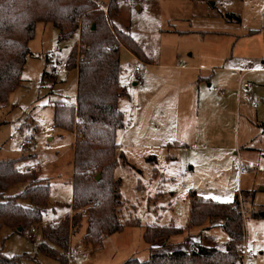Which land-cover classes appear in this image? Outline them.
<instances>
[{
  "label": "rangeland",
  "instance_id": "374dc122",
  "mask_svg": "<svg viewBox=\"0 0 264 264\" xmlns=\"http://www.w3.org/2000/svg\"><path fill=\"white\" fill-rule=\"evenodd\" d=\"M110 2L98 4L112 27L131 36L155 62L135 57L117 39L121 83L129 93L119 104L126 124L118 134L119 158L123 154L127 162L115 171L126 204L119 215L122 221L138 224L106 238L101 250L82 242L87 212L74 226L70 206L75 128H55L54 109L60 102H76L78 70L67 69L59 77H52V70L69 60L75 47L80 59V33L62 42L52 24L41 23L29 45L20 87L0 105V161H19L20 171L28 168V174L46 180L50 203L34 240L28 232L38 224L24 234L5 228L0 251L21 258V264H59L38 251L47 242L43 228L55 219L69 220V252H79L68 264L146 261L155 253L189 251L194 243L225 250L229 237L218 226L186 230L183 236L153 245L144 235L152 224L186 227L193 192L221 203H232L243 193V242L254 253L246 264H264V220L250 213L264 207V0H116L112 15ZM136 67L141 69L138 74ZM193 67L199 71L192 73ZM234 68L253 69L246 79L251 89L243 90L241 97L240 74L229 71ZM27 138L35 145L21 147ZM25 188L13 186L5 196H16ZM188 232L191 237L186 238Z\"/></svg>",
  "mask_w": 264,
  "mask_h": 264
},
{
  "label": "trees",
  "instance_id": "16d2710c",
  "mask_svg": "<svg viewBox=\"0 0 264 264\" xmlns=\"http://www.w3.org/2000/svg\"><path fill=\"white\" fill-rule=\"evenodd\" d=\"M99 0H0V105L20 87L22 74L31 54L30 43L35 39L38 24H52L59 32V41H67L80 33V59L77 47L68 60V69L78 70V95L75 103L60 102L54 109L55 128L83 133L74 146L73 201L74 226L82 214L88 213V228L83 244L101 250L106 238L135 226L136 220L122 221L119 215L126 205L122 181L115 177L117 167L127 164L119 158L118 132L125 128V113L120 109L122 98L129 97L121 83V38L132 53L147 62L151 60L133 38L115 27L100 10ZM111 15L117 11L116 0L109 4ZM241 21L240 17L230 16ZM95 26V30L93 27ZM2 124H0L1 127ZM156 162L155 159H150ZM19 161H0V233L11 229L25 233L33 224L43 221L50 203V186L37 179L34 172L23 173ZM156 169V168H155ZM157 170V169H156ZM101 178L97 180V176ZM25 184L20 194L7 197L13 186ZM186 227L152 224L146 227L145 241L153 245L160 239L180 236L186 230L203 227L213 219H222L223 230L229 237L225 250L206 248L194 243L191 250L178 249L171 253H155L146 261L130 259L122 264H235L237 246L245 240L244 215L241 198L232 203L200 200L193 192ZM252 218L264 220V207L253 209ZM47 242L38 251L68 264L70 248L69 220L60 221L55 228H43ZM0 264H21L19 257H7L0 251Z\"/></svg>",
  "mask_w": 264,
  "mask_h": 264
},
{
  "label": "built area",
  "instance_id": "2783aa9c",
  "mask_svg": "<svg viewBox=\"0 0 264 264\" xmlns=\"http://www.w3.org/2000/svg\"><path fill=\"white\" fill-rule=\"evenodd\" d=\"M103 10L107 11L108 8H103ZM79 40H80V36H79ZM116 48L120 49L119 46H116ZM68 64H69V62H68V60H66V61L62 62L61 64L56 65L52 70V77H59L62 74V72H64L65 70L68 69ZM139 71H140V67H136L135 72L138 73ZM137 79H139V78H137ZM242 87L244 89H248L249 84L244 83L242 85ZM250 103H252V101H250ZM82 137H83V133L80 130L75 129L74 141L76 142L79 139H81ZM34 145H35V143H34V140L32 138H27V139L23 140L21 143V147H23V148L31 147ZM21 171L23 173H29L31 170L24 167L21 169ZM70 213L71 214L73 213L72 209L70 210ZM83 213L85 214L86 212H83ZM59 222H60L59 219L52 220L49 223V226H51V228H55ZM39 229H40V224H38L37 226L31 227V229L28 232V238L30 240H34ZM237 254H238V257L235 261V264H246V262L248 260H250L254 257V253L252 252V250H250L249 246L245 242L238 244ZM78 255H79V252L77 250L70 251L69 255H68L69 261H70V259L71 260L76 259L78 257Z\"/></svg>",
  "mask_w": 264,
  "mask_h": 264
},
{
  "label": "crops",
  "instance_id": "0c3cea01",
  "mask_svg": "<svg viewBox=\"0 0 264 264\" xmlns=\"http://www.w3.org/2000/svg\"><path fill=\"white\" fill-rule=\"evenodd\" d=\"M241 19V18H240ZM242 21V20H241ZM133 55V54H132ZM135 56V55H134ZM146 56H147V54H146ZM136 57V56H135ZM148 57V56H147ZM149 58V57H148ZM150 60H151V62H148V64H154L155 62H154V60L153 59H151V58H149ZM147 62V61H146ZM186 68V67H185ZM217 71H227L228 69H226V68H218V69H216ZM252 68H234V69H229V71H235V72H238L239 74H240V78H239V81H238V83H239V92H238V94H239V97H241L242 96V94H243V90H250L251 89V86L249 85V88L248 89H244L243 87H242V85L244 84V83H246V79H247V77L249 76V75H251V74H253L252 73ZM140 71H141V69H140ZM139 71V72H140ZM192 71V73H195V72H197V71H199V67H193V69L191 70ZM138 72V73H139ZM136 73V72H135ZM138 73H136V74H138ZM139 78V77H138ZM248 84V83H247ZM136 85V84H135ZM184 90L185 91H189L190 89H188V86L187 85H185V88H184ZM121 101V100H120ZM119 104H120V102H119ZM119 107H120V105H119ZM125 113V112H124ZM181 130H183V129H181ZM118 134H119V132H118ZM117 139H118V136H117ZM177 144L176 145H179L180 143H178V142H176ZM184 146V145H183ZM73 150H74V147H73ZM157 169V168H156ZM156 169H154V171H155V176H157L158 175V170H156ZM73 186V185H72ZM200 200H202L201 198H199ZM224 224V220H222V219H213V220H211V221H209L208 222V226H206L205 227V225L203 226V227H199V228H203L204 230H206V229H209V228H212V227H214V226H218V227H221L222 228V225ZM223 229V228H222ZM183 235H185V234H183ZM183 235H180V236H183ZM188 237H186V238H189V237H191V233L190 232H188ZM176 237H179V236H176ZM246 238V237H245ZM44 241H45V239H44ZM182 242L180 241V243L179 244H181Z\"/></svg>",
  "mask_w": 264,
  "mask_h": 264
},
{
  "label": "water",
  "instance_id": "95a60500",
  "mask_svg": "<svg viewBox=\"0 0 264 264\" xmlns=\"http://www.w3.org/2000/svg\"><path fill=\"white\" fill-rule=\"evenodd\" d=\"M93 30H95V26L93 27ZM100 178H101V174H99L96 179L99 180ZM262 191H264V189ZM18 232L21 233L22 232V228H19Z\"/></svg>",
  "mask_w": 264,
  "mask_h": 264
}]
</instances>
